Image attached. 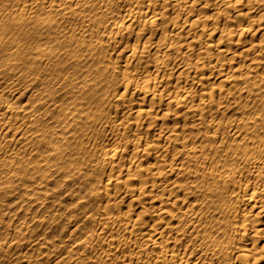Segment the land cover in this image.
Masks as SVG:
<instances>
[{
  "label": "bare ground",
  "instance_id": "bare-ground-1",
  "mask_svg": "<svg viewBox=\"0 0 264 264\" xmlns=\"http://www.w3.org/2000/svg\"><path fill=\"white\" fill-rule=\"evenodd\" d=\"M0 264H264V0H0Z\"/></svg>",
  "mask_w": 264,
  "mask_h": 264
}]
</instances>
